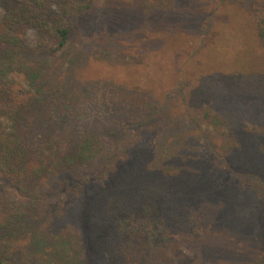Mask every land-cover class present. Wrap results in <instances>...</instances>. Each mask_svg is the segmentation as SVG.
<instances>
[{
    "label": "rangeland",
    "instance_id": "374dc122",
    "mask_svg": "<svg viewBox=\"0 0 264 264\" xmlns=\"http://www.w3.org/2000/svg\"><path fill=\"white\" fill-rule=\"evenodd\" d=\"M7 1L0 0V21ZM195 1L184 4L182 16H195ZM202 1L204 33L193 24L195 35L191 28L161 31L139 0H93L79 32L58 50L56 43L38 49L35 30H25L33 64L6 76L0 109L10 102L21 108L19 134L35 146L27 170L48 163L56 169L49 178L42 171L17 181L25 198L10 190L0 198L17 197L26 219L38 206L34 230L51 238L55 256L65 246L76 251L72 210L84 209L82 218L93 221L106 196L131 198L141 184H160L196 213L200 228L213 222L227 236L184 246L186 264L196 257L199 264L264 261V64L260 73L251 69L262 53L244 25L264 0ZM210 40L211 50L204 46ZM30 71L41 74L35 84ZM0 123L10 125L3 116ZM88 138L93 160L59 167ZM11 259L20 264L19 255Z\"/></svg>",
    "mask_w": 264,
    "mask_h": 264
},
{
    "label": "trees",
    "instance_id": "16d2710c",
    "mask_svg": "<svg viewBox=\"0 0 264 264\" xmlns=\"http://www.w3.org/2000/svg\"><path fill=\"white\" fill-rule=\"evenodd\" d=\"M191 1L195 0H139V3L143 4L145 18L148 16L152 22L159 25L161 31H168L174 26L176 33H182L184 29L180 28H191L189 33L195 35L196 31L192 26H199L202 17L205 20L207 13L204 14L203 9L207 8V5L202 0H196L195 3L200 5L192 8L195 16H182L187 10L184 4L192 3ZM92 6L93 0L5 2V13L0 21V91L5 90L3 81L9 73L16 75L33 64L32 52L26 49L22 37L25 30H35L38 49L45 52L47 45L56 43L58 50L70 41L74 33L79 32L82 20L92 10ZM257 12L251 17L247 16L244 25L254 40L256 49L262 53L260 65L251 67L260 73L264 64V8ZM198 16L201 18L198 19ZM199 28L201 30V24ZM199 32L204 33L203 30ZM179 37L181 38L180 34ZM183 44V40L175 42L177 47ZM204 46L211 50L214 40L207 41ZM169 48L170 46H167V49ZM180 51L176 56L181 55ZM176 63L179 62L176 60ZM29 73L28 79L34 84L37 83L41 74L35 71ZM8 107V110L0 109V112L4 111L0 113V118L5 117L10 123L8 128L1 127L0 123V195H5L6 191L10 190L14 195L18 193L25 198V195L21 194L25 186L19 193L21 186L16 182L22 183L25 177L30 180L32 176L41 175L42 171V176L46 172L54 173L56 165L48 163L44 168L39 165L30 171L27 170L29 162L26 155L30 148L35 146L28 139V134H19L21 108L12 102ZM205 116L208 118L210 114L206 113ZM259 119L264 122V113L260 114ZM262 130L264 135V128ZM93 142V139H86L79 146L78 153L61 159L59 167H62V161L74 166L76 161L93 160L96 153L93 150ZM54 143V149L57 150L56 142L53 141ZM50 146L48 145L49 148ZM61 146L58 152L62 151ZM48 176L44 177L49 178ZM70 198L71 196L67 195L66 201ZM35 200L36 198H31L33 203ZM3 201L0 198V264H9L13 255L20 256V264H52L55 260L54 264H186L181 257L184 246L189 243L197 244L200 239L208 236L227 239L223 231L215 229L213 222L209 223L210 226L208 225L206 230L200 228L196 213L179 204L176 197L160 184H141L131 198L106 196L97 207L93 221L82 218L84 209L72 210V217L77 225L76 253H71L65 246V249H61L55 256V247L49 241L50 237L44 236L38 229L36 232L34 230V216L38 206H33L34 213L26 219L23 216L22 202L17 197ZM64 205L66 204L63 203L62 209ZM77 207L79 208L78 202ZM220 207L223 208V205L220 204ZM50 254L54 259L49 257ZM74 254L77 258L69 260ZM200 258L196 257L193 264L201 263ZM202 261L205 264H240ZM258 264H264V261Z\"/></svg>",
    "mask_w": 264,
    "mask_h": 264
}]
</instances>
